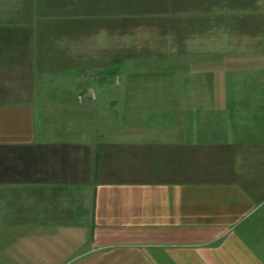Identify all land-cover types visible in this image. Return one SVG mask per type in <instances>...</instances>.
<instances>
[{"label":"crops","instance_id":"0c3cea01","mask_svg":"<svg viewBox=\"0 0 264 264\" xmlns=\"http://www.w3.org/2000/svg\"><path fill=\"white\" fill-rule=\"evenodd\" d=\"M227 4L0 0V264L231 258L216 240L261 203L246 137L184 105L231 97Z\"/></svg>","mask_w":264,"mask_h":264},{"label":"rangeland","instance_id":"374dc122","mask_svg":"<svg viewBox=\"0 0 264 264\" xmlns=\"http://www.w3.org/2000/svg\"><path fill=\"white\" fill-rule=\"evenodd\" d=\"M227 1V5L233 7L228 9V17L223 20L229 27V33L215 36L214 44L230 43L234 48L230 62H226V65L218 62L216 67L218 91L228 90L231 97L224 100L225 104L222 103L223 99L213 101L214 104L208 99L184 105L189 111L209 112L214 106L222 108L224 116L221 115V122L216 123L223 125L229 122L236 126L231 132L242 133L246 137L247 145L237 148L240 154L241 181L245 189L255 191L253 194L261 201L255 214L239 224V227L229 228L216 240L215 248L231 254L229 260L224 258L225 254H221L223 260H217V263L264 264V0ZM133 28L140 29L139 33L143 36V31H153L157 25L153 23ZM139 39L136 44L142 46L144 42ZM204 93L207 91L203 90L202 93L206 96ZM166 106L140 108L166 109ZM211 121L208 120L209 123Z\"/></svg>","mask_w":264,"mask_h":264},{"label":"built area","instance_id":"2783aa9c","mask_svg":"<svg viewBox=\"0 0 264 264\" xmlns=\"http://www.w3.org/2000/svg\"><path fill=\"white\" fill-rule=\"evenodd\" d=\"M79 98H80V96H79Z\"/></svg>","mask_w":264,"mask_h":264}]
</instances>
